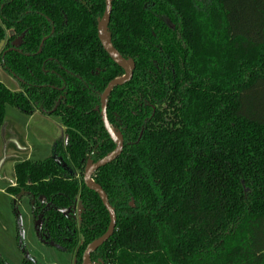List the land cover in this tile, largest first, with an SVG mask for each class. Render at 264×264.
Segmentation results:
<instances>
[{"label":"trees","instance_id":"1","mask_svg":"<svg viewBox=\"0 0 264 264\" xmlns=\"http://www.w3.org/2000/svg\"><path fill=\"white\" fill-rule=\"evenodd\" d=\"M105 12V0H0V43L13 32L0 62L23 86L0 82V134L13 105L62 119L68 145L57 151L75 168L116 151L100 97L125 71L100 43ZM109 35L135 71L107 99L124 148L93 177L117 216L99 257L264 264V0H112ZM60 173L53 158L27 160L7 192L63 207L80 197L83 253L109 215L96 192Z\"/></svg>","mask_w":264,"mask_h":264},{"label":"rangeland","instance_id":"2","mask_svg":"<svg viewBox=\"0 0 264 264\" xmlns=\"http://www.w3.org/2000/svg\"><path fill=\"white\" fill-rule=\"evenodd\" d=\"M0 82L13 92L23 91V87L11 73L0 65ZM32 115L21 112L13 105H7L5 123L15 128L21 143L29 150L15 151L16 157L8 161L1 170L0 177V254L11 264H21L29 256L39 264H75V256L42 243L35 232L29 197L24 196L13 202L5 189L15 180L14 166L24 160L44 161L53 154V141L60 136V119L44 116L40 112ZM43 115V116H42ZM1 135V134H0ZM57 138V139H58ZM0 137V143H3Z\"/></svg>","mask_w":264,"mask_h":264},{"label":"flooded vegetation","instance_id":"3","mask_svg":"<svg viewBox=\"0 0 264 264\" xmlns=\"http://www.w3.org/2000/svg\"><path fill=\"white\" fill-rule=\"evenodd\" d=\"M12 35H13L12 31L8 32L6 40L1 42V43H3V47L1 48L0 53L3 52V50H4L5 46H6L7 40ZM98 37H99V33H98ZM23 38H24V36L19 37L18 39H16L15 42H14V46L18 47L19 45H21V43L23 42ZM19 40H20V43L18 44ZM0 65L3 67L1 62H0ZM4 69L7 70L6 68H4ZM9 73H11V72H9ZM12 75L17 80H19L14 74H12ZM19 82L22 85V82L20 80H19ZM21 92H23V91H21ZM104 92L102 93V95L104 94ZM102 95H101V97H102ZM101 97H100V100H101ZM35 112H40V111L36 110ZM40 113L43 114L42 112H40ZM43 115L49 116V115H46V114H43ZM100 116H101V108H100ZM107 116H108V113H107ZM54 117H57V118L60 119L61 126L59 127V129L61 130V133H62L61 135L62 136H60V138H58L56 140V142L54 143V145H53V154L49 158H53L54 159L55 165L57 167H59V169L61 171V173H60L61 177L65 178V179H68V180H77L79 182H83V184L85 185L84 177H85V172H86V168H87V165H88L89 161H92L93 164H96L99 161L94 162V160L91 157H89L87 159L86 163L83 165V169L75 168L68 161H65L64 153H59L57 151V146H58V144H60L61 147H63V150L65 151L66 147L68 145V136L66 134V128L63 125L62 119L60 117H58V116H54ZM101 120H102V116H101ZM102 123H103V121H102ZM117 135H119V134H117ZM110 139H111V137H110ZM122 139H123V137H122ZM115 145H116V143H115ZM116 148H117V145H116ZM123 148H124V142H123ZM25 161H27V160H24V161H22V162H20L18 164H21V163H23ZM33 162H38V161H33ZM18 164H16L14 166V173H15V167ZM94 174L92 176V181H93ZM12 187H16V174H15L14 182L5 189V193L9 197H11L13 202L19 201L24 196L29 197L30 202H31V208H32V216H33V220H34V228H35V232H36V235H37L38 239L42 243H44L45 245L56 247V248L60 249L61 251L65 252V253H68V254H73L75 256V264H84V256H85V253H86L88 247L90 245H92L94 242H96L97 240H99L102 236H104L107 233L106 232L100 238H98L97 240H95L92 243L88 244L86 246V248L84 249L83 253H81V249H82V247H84V244H85V240H84V237L82 235L81 227H82L83 216L86 213V208L83 207L82 202L80 200V197H78L76 199L74 204H72V205H70L68 207H63V206H59L55 202V198H56L55 196L52 197L51 199H47V197L42 196V195L38 196V197H35V195H33L31 192L26 191V190H20L17 195H13V194H10V193L7 192V189L8 188H12ZM36 200L40 201V205L39 206H36ZM101 202H102V200H101ZM102 204H103V202H102ZM103 206H104V204H103ZM130 206L134 207V202H131ZM104 208H105V206H104ZM106 211H107V209H106ZM115 214H116V211H115ZM108 215H109V213H108ZM61 217L64 218V220L66 221V222L64 221L65 223H63V221L60 220ZM109 219H110V215H109ZM116 219H117V216H116ZM116 224H117V221H116ZM108 229H109V227H108ZM115 229H116V227H115ZM104 244L100 248H98L97 250H95L94 252H92L90 254L89 258L87 259V264H104V261L99 257V250L104 246ZM0 256H1V254H0ZM1 258L3 260H5L2 256H1ZM5 261L8 264H11L7 260H5ZM28 261H33L34 263L39 264L37 261H35L30 256L28 258H26L21 264H25Z\"/></svg>","mask_w":264,"mask_h":264},{"label":"water","instance_id":"4","mask_svg":"<svg viewBox=\"0 0 264 264\" xmlns=\"http://www.w3.org/2000/svg\"><path fill=\"white\" fill-rule=\"evenodd\" d=\"M106 2V12L105 16L101 22L100 28H99V39L104 47L105 51L109 54V56L117 62L119 65H121L125 71V76L121 79H117L113 82H111L107 89L105 90L104 94L101 97V116H102V121L104 124V127L111 137V139L116 143L117 148L116 151L109 155L108 157L104 158L103 160L99 161L96 164H93L92 161H89L86 172H85V177H84V183L85 185L90 189L96 192L105 208L107 209L109 215H110V226L107 231V233L102 236L99 240L94 242L92 245H90L85 253L84 256V264H87V259L89 258L90 254L100 248L104 243H106L114 234L115 232V227H116V214L115 210L111 207L107 194L92 181V176L93 174L100 168L108 165L109 163L113 162L118 156L121 155L123 151V139L122 136L119 134L117 135L112 127L110 126V123L108 121V116H107V98L109 94L112 92L114 88L117 86H121L127 82H129L134 74L135 71V62L133 60H125L113 47L111 41H110V35H109V23H110V18H111V13H112V0H105ZM20 43V40L18 41V44ZM3 47V43L0 44V50Z\"/></svg>","mask_w":264,"mask_h":264},{"label":"crops","instance_id":"5","mask_svg":"<svg viewBox=\"0 0 264 264\" xmlns=\"http://www.w3.org/2000/svg\"><path fill=\"white\" fill-rule=\"evenodd\" d=\"M37 115L38 113L35 112V114H33L30 118H33ZM0 137L3 138L2 139L3 143H0V177H1V170L3 166L6 165L8 161H12V159H14V157L17 156L15 151L18 150V151L26 152L29 150V148L24 143H21L15 128L9 122L7 123L4 122ZM57 138L58 136L56 137V139H54L53 145L56 142Z\"/></svg>","mask_w":264,"mask_h":264}]
</instances>
